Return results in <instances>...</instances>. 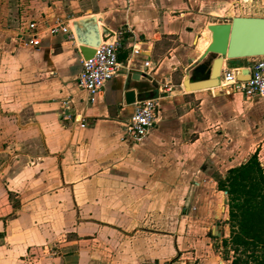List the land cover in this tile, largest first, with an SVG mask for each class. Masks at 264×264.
Here are the masks:
<instances>
[{
  "label": "crops",
  "instance_id": "1",
  "mask_svg": "<svg viewBox=\"0 0 264 264\" xmlns=\"http://www.w3.org/2000/svg\"><path fill=\"white\" fill-rule=\"evenodd\" d=\"M92 15L124 40L117 76L88 103L75 35L47 28ZM234 17L264 18V0H0V264H231L217 182L255 152L260 160L264 110L258 98L183 85L211 43L210 20ZM32 22L37 49L20 42ZM214 58L190 81L208 80ZM128 91L162 98L139 144L122 140L135 111Z\"/></svg>",
  "mask_w": 264,
  "mask_h": 264
},
{
  "label": "built area",
  "instance_id": "2",
  "mask_svg": "<svg viewBox=\"0 0 264 264\" xmlns=\"http://www.w3.org/2000/svg\"><path fill=\"white\" fill-rule=\"evenodd\" d=\"M51 35L64 33L74 38L70 20H55L48 26ZM41 33L35 22L29 23L20 35V42L24 46L37 49L40 45ZM123 36L119 32L107 31L102 35L101 44L95 49V54L88 60L81 61L77 87L85 92L87 102H93L105 85L117 76L120 68L118 55L123 47ZM132 53L141 56V50L133 47ZM145 65L148 67L149 62ZM248 74L244 73L246 68L230 69L225 64L221 71L220 88L228 94H241L246 99L264 98V58L256 59L248 63ZM161 97L139 100L135 103V111L129 122L124 127L122 140L130 139L139 144L155 128L159 119ZM70 99L65 102L69 107ZM66 120L75 121L80 128L87 126L88 120L70 113L65 116Z\"/></svg>",
  "mask_w": 264,
  "mask_h": 264
},
{
  "label": "water",
  "instance_id": "3",
  "mask_svg": "<svg viewBox=\"0 0 264 264\" xmlns=\"http://www.w3.org/2000/svg\"><path fill=\"white\" fill-rule=\"evenodd\" d=\"M75 38L80 45V52L85 60L92 58L95 49L101 44L102 35L96 16H87L73 19L71 22ZM208 30L212 39L204 54L187 71L184 88L187 91L210 90L220 87L222 68L229 62L236 60L264 58V18L261 17H234L230 22L218 23L212 18ZM215 57L210 69L209 79L202 82H191L190 72L204 60ZM248 64L244 65L248 74ZM134 91H128L125 96V104L136 103ZM144 100V99H142Z\"/></svg>",
  "mask_w": 264,
  "mask_h": 264
},
{
  "label": "trees",
  "instance_id": "4",
  "mask_svg": "<svg viewBox=\"0 0 264 264\" xmlns=\"http://www.w3.org/2000/svg\"><path fill=\"white\" fill-rule=\"evenodd\" d=\"M229 199L231 264H264V167L258 152L217 182Z\"/></svg>",
  "mask_w": 264,
  "mask_h": 264
},
{
  "label": "rangeland",
  "instance_id": "5",
  "mask_svg": "<svg viewBox=\"0 0 264 264\" xmlns=\"http://www.w3.org/2000/svg\"><path fill=\"white\" fill-rule=\"evenodd\" d=\"M224 93H225V90L220 88V94L223 95ZM252 103H253L252 105H255L257 111L262 112L264 110V98L254 99L252 101ZM263 136L264 135H260V137H257V139L255 141V145H254V147H257V145L260 146L259 150L262 152L260 160L262 163H264V139H263ZM219 177L220 176H217V178H218L217 180H219ZM219 247H220V245H218L217 248H219ZM228 252H229V250H228ZM229 254H231V253L229 252Z\"/></svg>",
  "mask_w": 264,
  "mask_h": 264
}]
</instances>
